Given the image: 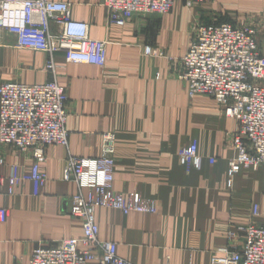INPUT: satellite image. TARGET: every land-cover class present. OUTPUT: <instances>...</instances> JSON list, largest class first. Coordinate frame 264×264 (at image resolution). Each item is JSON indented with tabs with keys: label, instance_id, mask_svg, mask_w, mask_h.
<instances>
[{
	"label": "crops",
	"instance_id": "1",
	"mask_svg": "<svg viewBox=\"0 0 264 264\" xmlns=\"http://www.w3.org/2000/svg\"><path fill=\"white\" fill-rule=\"evenodd\" d=\"M51 1L72 5L73 19L89 25L90 38L107 43V61L99 67L54 56L55 79L69 97V145L47 148L42 167L48 182L39 196L27 182L16 195L2 197L0 264H29L39 245L82 237V220L69 212L80 189L63 180L65 162L99 157L106 134L114 136L115 191L139 192L157 203L159 213L99 208V238L117 243L118 256L132 264H213L230 249L231 227L250 221L253 205L264 215V171L242 169L229 185L238 124L213 98L190 97L178 75L195 24L246 19L264 34V0H177L169 13L137 17L124 27L109 23L104 0ZM16 42L0 30V85L52 81L45 69L49 55L18 49ZM147 47L156 54L147 56ZM193 141L204 165L187 173L178 151ZM0 157L3 178L13 165L28 173L34 163L33 151L10 145L0 144Z\"/></svg>",
	"mask_w": 264,
	"mask_h": 264
},
{
	"label": "built area",
	"instance_id": "2",
	"mask_svg": "<svg viewBox=\"0 0 264 264\" xmlns=\"http://www.w3.org/2000/svg\"><path fill=\"white\" fill-rule=\"evenodd\" d=\"M177 0H104L109 23L124 27L137 17L169 13ZM56 24V30L52 29ZM0 30L17 39L21 50L49 55L45 69L53 80L44 84L6 83L0 85V144L34 152L30 172L13 165L7 177H0L2 197L14 196L27 182L39 196L48 182L42 164L49 146L69 145V113L66 88L55 79L59 66L56 54L67 62L104 67L107 43L90 38L89 25L72 16V5L51 0H0ZM192 43L181 60L178 79L188 87L190 97L213 98L224 116L238 124L232 135L235 157L229 161V185L242 169L264 171V54L257 30L231 23H197ZM147 56L156 51L145 49ZM114 136L104 135L97 158L70 156L63 180L74 182L80 192L70 201V214L83 222L81 238L39 245L29 264H132L117 254V243L99 238L96 222L99 208L130 213L158 214L159 207L141 193L124 194L114 189ZM178 158L187 173L203 169L198 142L184 146ZM214 164V159H209ZM0 165L4 161L0 157ZM8 185L4 194L3 187ZM87 190V196L83 195ZM248 223L233 225L227 233L230 249L215 257L213 264H264V215L253 205Z\"/></svg>",
	"mask_w": 264,
	"mask_h": 264
},
{
	"label": "rangeland",
	"instance_id": "3",
	"mask_svg": "<svg viewBox=\"0 0 264 264\" xmlns=\"http://www.w3.org/2000/svg\"><path fill=\"white\" fill-rule=\"evenodd\" d=\"M154 15V14H153ZM152 14H149V15H147V16H153ZM230 21H234V20H230ZM236 21V20H235ZM250 21V20H249ZM203 23V22H202ZM205 24H212V23H205ZM237 26H240V27H252V28H255L256 30H257V35H258V40L261 38V41H259L260 43H262L261 44V49H262V53L264 54V34H259L258 33V27L260 26V25H258V24H253V23H249V22H247V20L246 19H240V22H239V24L237 25ZM263 27V29H264V26L262 25L260 28H262Z\"/></svg>",
	"mask_w": 264,
	"mask_h": 264
}]
</instances>
